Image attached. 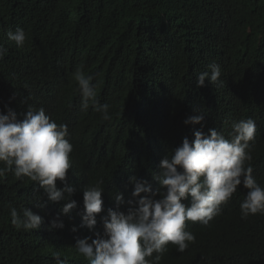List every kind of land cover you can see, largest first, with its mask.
<instances>
[{"label":"trees","instance_id":"obj_1","mask_svg":"<svg viewBox=\"0 0 264 264\" xmlns=\"http://www.w3.org/2000/svg\"><path fill=\"white\" fill-rule=\"evenodd\" d=\"M5 9V25L24 29L27 40L0 59V112L7 114L1 101L7 103L6 85L14 83L21 90L13 91L17 116L29 105L44 107L57 124L82 127L90 141L72 138L68 185L80 169L127 201L130 177L153 175L185 136L193 140L195 131L210 128L228 133L251 117L257 124L253 176L264 186V0H0V20ZM29 62L39 76L25 94ZM213 62L230 65L223 86L197 87L198 74ZM78 68L94 77L97 99L110 105L109 120L91 106L81 109ZM198 110L204 122L186 125ZM105 123L108 130L100 128ZM94 149L100 152L90 154ZM247 191L238 186L208 226L188 222L195 242L183 253L169 243L160 264H264V215L241 219ZM43 194L28 177L0 178V264H55V252L77 264L68 239L78 219L59 214L64 227L49 231L58 213L37 207ZM11 207H29L44 223L17 229Z\"/></svg>","mask_w":264,"mask_h":264},{"label":"clouds","instance_id":"obj_2","mask_svg":"<svg viewBox=\"0 0 264 264\" xmlns=\"http://www.w3.org/2000/svg\"><path fill=\"white\" fill-rule=\"evenodd\" d=\"M2 14L5 16L0 20V59L9 54L11 47L22 48L27 40L24 29L17 27L14 31L5 25L6 9ZM27 65L32 69L26 72L25 90L22 89L25 94L39 76L38 65L34 68L31 62ZM208 68L210 71L198 74L197 87L205 86L206 81L216 87L223 86L221 75L230 65L221 67L213 62ZM74 79L81 95V109L87 111L91 106L102 114V119L109 120L110 105L97 99L94 77L86 76L78 68ZM6 86L10 92L4 93L7 103L1 101L7 114L0 112V163L3 164L0 178L12 173L17 179L28 177L38 184L44 194L37 207L58 213L49 231L64 227L59 214L78 219L69 239L61 235L68 239L72 259L76 258L77 264H160L169 243L183 253L196 239L192 232L186 231V224L192 221L208 226L241 184L248 189L240 204L241 219L264 215V186L253 176L252 149L257 131L253 118L234 122L228 133L222 128H210L207 134L195 131L193 140L185 136L178 147L161 159L159 170L153 175L148 173L144 181L130 177L134 184L127 186L131 195L125 201L122 194L102 186V179L93 182L80 169L68 185L72 138L90 141L86 132L78 125L72 129L67 124H57L44 107L36 109L29 105L23 118L21 113L17 116L18 104L14 107L17 96L13 91L21 90L14 83ZM216 97L218 101L220 96ZM204 120L205 115L198 110V114L186 118L184 123L202 124ZM101 126L104 130L111 127L108 123ZM100 137L101 132L93 141ZM97 152L100 151L94 149L90 154ZM10 216L17 229L37 230L44 223L29 207L19 211L11 207ZM53 256L55 264H68L67 257L62 259L60 252Z\"/></svg>","mask_w":264,"mask_h":264}]
</instances>
